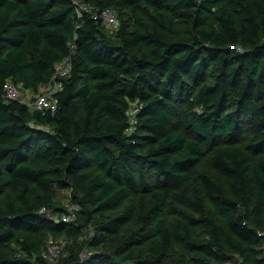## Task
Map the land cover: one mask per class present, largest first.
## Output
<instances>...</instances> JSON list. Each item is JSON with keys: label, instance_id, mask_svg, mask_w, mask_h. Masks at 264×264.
Returning a JSON list of instances; mask_svg holds the SVG:
<instances>
[{"label": "trees", "instance_id": "1", "mask_svg": "<svg viewBox=\"0 0 264 264\" xmlns=\"http://www.w3.org/2000/svg\"><path fill=\"white\" fill-rule=\"evenodd\" d=\"M78 1L0 0V264H264V0ZM65 58L53 114L4 96Z\"/></svg>", "mask_w": 264, "mask_h": 264}, {"label": "built area", "instance_id": "2", "mask_svg": "<svg viewBox=\"0 0 264 264\" xmlns=\"http://www.w3.org/2000/svg\"><path fill=\"white\" fill-rule=\"evenodd\" d=\"M76 6V15L81 17L83 12H89L92 8L86 3L74 0ZM93 17L99 18L103 26L110 31H114L119 26V19L115 11L105 8L94 12ZM73 48V46H72ZM70 60L65 58L62 62L56 65L55 71L49 81L42 84L34 92L25 89L22 85L17 84L10 79H7L3 85L4 96L8 99H16L28 106L31 111L39 112L42 115L46 113L53 114L58 106V93L63 88V79L70 73ZM134 113V112H131ZM132 121V120H131ZM67 209L66 214L62 215L61 219L68 222L73 219L75 211L78 209L76 204H71ZM261 235V233H259ZM66 240L60 238L48 237L45 249L42 252V258L48 263H55L58 259L65 255ZM264 252V244H262ZM226 264H235L227 262Z\"/></svg>", "mask_w": 264, "mask_h": 264}, {"label": "rangeland", "instance_id": "3", "mask_svg": "<svg viewBox=\"0 0 264 264\" xmlns=\"http://www.w3.org/2000/svg\"><path fill=\"white\" fill-rule=\"evenodd\" d=\"M173 28H174V37L177 38V36L179 34H183L184 31L186 30L185 26L180 23V22H177L175 21L174 24H173ZM107 34L110 36L111 39H113L114 35H115V30L114 31H110L109 29L106 30ZM133 107V106H132ZM134 109L131 108V111H130V114L131 112H133ZM201 167L203 169V171H206V172H209L211 174H214L218 180L220 181H223L225 182L227 179L222 177L221 175L219 174H215L209 167V164H208V157L202 159L201 161ZM56 200L58 201V203L61 205V206H64L66 208H68L71 204H73L71 202V199H70V190H61V191H57L56 193ZM176 217L175 214H171L170 211L167 212V220H170L172 218ZM88 234L81 237L79 240L81 243L85 242L86 239L88 238ZM60 239H64L62 237H60ZM67 251V249H65V252Z\"/></svg>", "mask_w": 264, "mask_h": 264}]
</instances>
